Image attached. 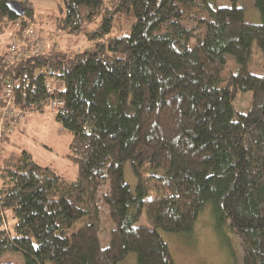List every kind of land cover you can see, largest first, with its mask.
I'll return each instance as SVG.
<instances>
[{"label":"trees","instance_id":"obj_1","mask_svg":"<svg viewBox=\"0 0 264 264\" xmlns=\"http://www.w3.org/2000/svg\"><path fill=\"white\" fill-rule=\"evenodd\" d=\"M6 1L0 34L14 32L16 19L34 21L28 0L20 16ZM237 1L58 0L67 32L97 19L91 45L12 63L0 52V105L5 79L21 108L61 100L53 117L70 131L77 165L65 179L25 149L0 147V257H23L0 264H119L129 253V264H174L157 228L189 238L207 207L214 227L241 242L237 264H264V0H253L258 22ZM252 42L259 73L250 70ZM237 91L251 92L242 111ZM142 214L150 226L137 223Z\"/></svg>","mask_w":264,"mask_h":264},{"label":"rangeland","instance_id":"obj_2","mask_svg":"<svg viewBox=\"0 0 264 264\" xmlns=\"http://www.w3.org/2000/svg\"><path fill=\"white\" fill-rule=\"evenodd\" d=\"M32 3L34 25L37 32L46 40V48L54 47L59 50H77L92 44V40L87 37V31L93 30L96 20L89 23L84 29L77 33L67 32L60 23V11L58 0H28ZM213 5L231 4V0H210ZM237 4L243 6L248 19L258 22L259 12L253 0H238ZM114 27L110 34H115ZM11 32L6 29L0 34V52L4 51L10 39ZM252 57L250 70L254 73L260 72L262 56L254 42L251 44ZM3 53V52H2ZM51 79L48 78V81ZM53 85L58 86L59 81L53 79ZM251 99L250 91H237L232 103L236 110L242 111L249 105ZM29 123L22 127L15 128L3 142L6 151L19 153L21 149L27 150L32 159L41 165L49 166L53 171L63 176L65 179H72L77 172L76 163L69 156V141L71 133L64 128L53 117L49 106L42 110L32 109L28 112ZM2 144V145H3ZM122 174L128 184L131 193L135 192L136 177L132 172L128 162L123 164ZM102 186L101 193L105 190ZM106 209L103 207L105 217ZM88 217H83L75 223V227L87 222ZM137 223L150 226L144 214L141 215ZM104 231L102 238H106V230L110 224L106 218L102 223ZM162 238L166 241L172 254L174 264H237L241 260L243 247L239 239L229 231L227 226H222L219 230L214 227L213 217L209 208L202 210L195 222L193 233L188 237L177 232H170L157 228ZM134 258L133 253H129L126 259L119 264H129ZM1 260H11L21 262L23 257L20 253L3 254ZM49 264V263H47Z\"/></svg>","mask_w":264,"mask_h":264},{"label":"built area","instance_id":"obj_3","mask_svg":"<svg viewBox=\"0 0 264 264\" xmlns=\"http://www.w3.org/2000/svg\"><path fill=\"white\" fill-rule=\"evenodd\" d=\"M20 3L26 0H17ZM26 21V22H25ZM24 24L21 19L14 21L16 30L10 34V39L4 51L5 59L12 63L13 61L30 56L37 55L45 51L46 40L38 32L33 20L25 18ZM2 103L0 105V147L6 137L14 131L15 128L22 127L29 123L28 109L21 108L14 101V83L10 79H5L1 86ZM52 113L56 112L61 106L62 101L52 99L48 103Z\"/></svg>","mask_w":264,"mask_h":264},{"label":"water","instance_id":"obj_4","mask_svg":"<svg viewBox=\"0 0 264 264\" xmlns=\"http://www.w3.org/2000/svg\"><path fill=\"white\" fill-rule=\"evenodd\" d=\"M5 5L9 11L15 13L18 16L24 14L23 5L17 0H7Z\"/></svg>","mask_w":264,"mask_h":264},{"label":"crops","instance_id":"obj_5","mask_svg":"<svg viewBox=\"0 0 264 264\" xmlns=\"http://www.w3.org/2000/svg\"><path fill=\"white\" fill-rule=\"evenodd\" d=\"M10 137V136H9ZM9 137H8V139H7V142H8V140H9Z\"/></svg>","mask_w":264,"mask_h":264},{"label":"clouds","instance_id":"obj_6","mask_svg":"<svg viewBox=\"0 0 264 264\" xmlns=\"http://www.w3.org/2000/svg\"><path fill=\"white\" fill-rule=\"evenodd\" d=\"M22 4V3H21Z\"/></svg>","mask_w":264,"mask_h":264}]
</instances>
